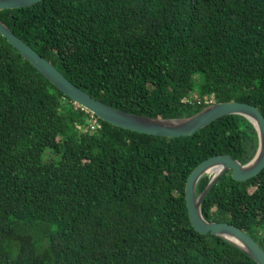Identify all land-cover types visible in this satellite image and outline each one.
I'll list each match as a JSON object with an SVG mask.
<instances>
[{
	"label": "trees",
	"instance_id": "obj_1",
	"mask_svg": "<svg viewBox=\"0 0 264 264\" xmlns=\"http://www.w3.org/2000/svg\"><path fill=\"white\" fill-rule=\"evenodd\" d=\"M0 20L118 110L184 118L213 97L264 116V0H44L1 11ZM197 73L195 105L184 103ZM91 116L0 34V264H257L199 234L185 200L204 160L254 157L258 136L247 119L225 116L168 138ZM209 181L201 178L197 195ZM202 212L264 249V170L245 182L223 175Z\"/></svg>",
	"mask_w": 264,
	"mask_h": 264
},
{
	"label": "water",
	"instance_id": "obj_2",
	"mask_svg": "<svg viewBox=\"0 0 264 264\" xmlns=\"http://www.w3.org/2000/svg\"><path fill=\"white\" fill-rule=\"evenodd\" d=\"M42 1L44 0H0V12L31 7ZM0 34L74 104L102 121L124 130L160 137L180 138L192 136L225 116L238 115L247 119L258 136V147L254 157L245 164L227 154L204 160L187 179L185 200L190 222L199 234L220 237L247 254L257 264H264V249L250 235L228 222H209L202 212L204 199L223 175L231 172L235 181L245 182L258 176L264 170V116L257 107L237 101L215 102L195 115L170 119L127 113L93 98L74 85L50 61L15 35L2 20H0ZM205 175L210 177V181L204 191L197 195V186Z\"/></svg>",
	"mask_w": 264,
	"mask_h": 264
},
{
	"label": "built area",
	"instance_id": "obj_3",
	"mask_svg": "<svg viewBox=\"0 0 264 264\" xmlns=\"http://www.w3.org/2000/svg\"><path fill=\"white\" fill-rule=\"evenodd\" d=\"M195 101H196V97L195 98H188V99H184L183 102L184 103H187V104H191V105H195ZM199 105L202 103V101H198L197 102ZM203 103L207 104V105H210L212 103H215L214 100H213V97L211 99H208L207 97L203 100ZM85 110V109H84ZM87 111V110H85ZM88 112V111H87ZM89 113V112H88ZM92 114V113H90ZM93 114L91 116V118L93 119ZM90 129L94 132H96L97 130H100L101 129V125L100 123H98L97 121H94L92 124H91V127Z\"/></svg>",
	"mask_w": 264,
	"mask_h": 264
},
{
	"label": "rangeland",
	"instance_id": "obj_4",
	"mask_svg": "<svg viewBox=\"0 0 264 264\" xmlns=\"http://www.w3.org/2000/svg\"><path fill=\"white\" fill-rule=\"evenodd\" d=\"M202 82H203V74L201 73H197L194 77V93H193V96L192 97H195L198 90L200 89L201 85H202Z\"/></svg>",
	"mask_w": 264,
	"mask_h": 264
},
{
	"label": "clouds",
	"instance_id": "obj_5",
	"mask_svg": "<svg viewBox=\"0 0 264 264\" xmlns=\"http://www.w3.org/2000/svg\"><path fill=\"white\" fill-rule=\"evenodd\" d=\"M90 113V112H89Z\"/></svg>",
	"mask_w": 264,
	"mask_h": 264
}]
</instances>
